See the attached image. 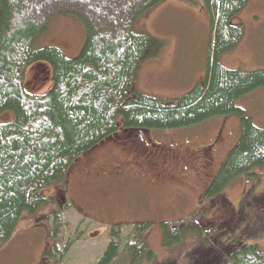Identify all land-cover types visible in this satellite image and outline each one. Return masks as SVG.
Wrapping results in <instances>:
<instances>
[{"label":"trees","instance_id":"trees-1","mask_svg":"<svg viewBox=\"0 0 264 264\" xmlns=\"http://www.w3.org/2000/svg\"><path fill=\"white\" fill-rule=\"evenodd\" d=\"M163 0H0V248L24 217H35L53 197L40 190L64 184L71 160L113 135L117 118L123 128H173L212 116L235 115L239 137L204 190L215 197L239 175L264 170V123L255 124L236 100L264 87V68L241 70L223 66L218 57L242 38L243 24L230 23L249 0H202L211 12L210 57L203 79L171 98L134 90L136 71L156 56L162 38L135 23ZM192 1V0H190ZM195 1V0H194ZM72 15L84 30V42L74 56L56 45H35L51 17ZM48 66L42 90L28 86L27 69ZM45 70V69H44ZM10 116V117H9ZM56 206L44 218L51 231L61 230ZM195 210L161 221L162 243L170 254L193 237L211 243L219 228L202 227ZM114 224L94 264H143L152 258L144 242L147 222L127 231ZM47 246L42 259L58 264L67 241ZM64 247V248H63ZM225 251V250H224ZM229 251V250H228ZM223 264H264V249L233 242Z\"/></svg>","mask_w":264,"mask_h":264},{"label":"rangeland","instance_id":"rangeland-1","mask_svg":"<svg viewBox=\"0 0 264 264\" xmlns=\"http://www.w3.org/2000/svg\"><path fill=\"white\" fill-rule=\"evenodd\" d=\"M210 19L211 12L202 0H163L144 12L135 27L163 42L156 56L139 65L129 94L138 90L171 98L201 81L211 54ZM230 23L243 24L242 38L232 50L219 55V62L245 71L264 68V0H249ZM83 42L80 21L59 15L49 19L35 45H56L70 57L80 51ZM36 65L27 69L28 86L42 90L46 79L41 82L40 78L43 72L48 74V68ZM235 104L255 124L264 123V87L238 98ZM117 124L113 135L71 160L64 184L40 190L53 200L35 217L19 222L0 248V264H47L42 253L56 240L68 245L58 264H94L107 241V229L117 223L123 231L136 222L149 223L144 242L153 256L143 264H223L233 242L264 249V170L257 169L255 176L235 177L214 198L204 196L239 137L237 116L217 115L173 128H123L120 117ZM106 167L130 174V179L123 178V182L110 177L104 173ZM57 205L63 208L58 216L61 230L55 236L52 219L44 215ZM197 209L201 211L196 219L202 227L221 229L209 244L188 237L170 254L162 243L160 222Z\"/></svg>","mask_w":264,"mask_h":264},{"label":"flooded vegetation","instance_id":"flooded-vegetation-1","mask_svg":"<svg viewBox=\"0 0 264 264\" xmlns=\"http://www.w3.org/2000/svg\"><path fill=\"white\" fill-rule=\"evenodd\" d=\"M108 164H109V166L108 167H110V163L108 162ZM102 166V165H101ZM108 167H106L107 169H108ZM112 167V166H111ZM104 173H106L108 176H110V177H115V176H117V177H119V178H121L122 180H123V182H125L126 180H128V179H130V174H123V173H121V170H118V169H112V170H110L109 171V169H108V172H106V171H104ZM123 178H125V179H123Z\"/></svg>","mask_w":264,"mask_h":264}]
</instances>
